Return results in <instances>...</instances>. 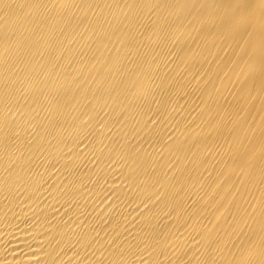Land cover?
I'll return each instance as SVG.
<instances>
[{"label":"bare ground","instance_id":"bare-ground-1","mask_svg":"<svg viewBox=\"0 0 264 264\" xmlns=\"http://www.w3.org/2000/svg\"><path fill=\"white\" fill-rule=\"evenodd\" d=\"M0 264H264V0H0Z\"/></svg>","mask_w":264,"mask_h":264}]
</instances>
